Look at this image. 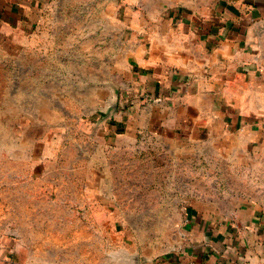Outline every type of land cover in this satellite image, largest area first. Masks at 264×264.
I'll use <instances>...</instances> for the list:
<instances>
[{"label": "rangeland", "instance_id": "obj_1", "mask_svg": "<svg viewBox=\"0 0 264 264\" xmlns=\"http://www.w3.org/2000/svg\"><path fill=\"white\" fill-rule=\"evenodd\" d=\"M74 2V13L88 8V21L100 16L101 0ZM57 22L80 25L82 16ZM56 36L49 55L39 38L35 52L33 36L29 56L25 41L20 48L17 40L9 47L0 41V264H101L103 254L109 264L119 250L135 251L128 255L134 259L153 241L172 240L175 221L194 200L264 204V141L249 143L251 131L230 127L257 117L264 124V111H257L264 84L234 80L229 102L218 95L223 112L202 120L205 130L193 126L164 143L149 133L120 141L105 128L106 121L125 119L114 81L106 79L100 95L87 91L83 71L93 79L98 64L74 63L78 57L55 63V52L61 40H73L75 52L87 39L100 38L108 48L123 33L94 27ZM99 98L106 104L89 111Z\"/></svg>", "mask_w": 264, "mask_h": 264}, {"label": "crops", "instance_id": "obj_2", "mask_svg": "<svg viewBox=\"0 0 264 264\" xmlns=\"http://www.w3.org/2000/svg\"><path fill=\"white\" fill-rule=\"evenodd\" d=\"M74 1L0 0V41L9 47L17 40L19 48L25 41L29 56L41 40L49 55L50 39L58 32L96 27L123 33L124 39L108 48L100 38L92 44L87 39L75 52L73 40H61V52H55V63L73 64L78 57L74 63L98 64L93 79L83 71L87 91L100 95L106 79L114 81L113 92L120 95L116 107L125 119L106 121L105 128L117 140L133 142L138 133L160 143L181 139L193 126L203 130V119L223 112L218 95L229 102L226 89H234V80L264 84V0H101L100 16L92 22L85 19L88 8L74 13ZM73 14L82 16L80 25L57 22ZM53 44L58 47L57 40ZM103 100H93L88 110L105 105ZM257 111H264V104ZM257 118L230 127H245L251 131L247 141L259 144L264 124ZM185 209L175 221L180 226L172 240L153 241L136 250L134 259L128 255L135 251L119 250L109 264H264V204L194 200ZM101 264H106L105 254Z\"/></svg>", "mask_w": 264, "mask_h": 264}]
</instances>
